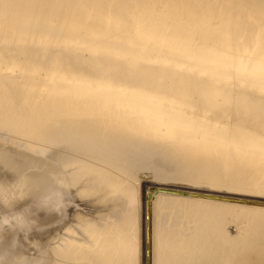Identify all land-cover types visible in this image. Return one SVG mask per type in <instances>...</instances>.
I'll list each match as a JSON object with an SVG mask.
<instances>
[{
	"label": "bare ground",
	"instance_id": "obj_1",
	"mask_svg": "<svg viewBox=\"0 0 264 264\" xmlns=\"http://www.w3.org/2000/svg\"><path fill=\"white\" fill-rule=\"evenodd\" d=\"M29 170L118 217L17 264H264V0H0V191Z\"/></svg>",
	"mask_w": 264,
	"mask_h": 264
},
{
	"label": "rangeland",
	"instance_id": "obj_2",
	"mask_svg": "<svg viewBox=\"0 0 264 264\" xmlns=\"http://www.w3.org/2000/svg\"><path fill=\"white\" fill-rule=\"evenodd\" d=\"M31 173L32 170L24 172V182H12L7 185V191H0V222H4L0 223L3 225L0 226V264H17L18 259L30 251V254L32 251L34 254V251L38 253L39 249L42 251L44 248H49L47 253L52 255V247L63 245L70 234L80 232L87 225H105L117 220L116 209L119 206L112 199L101 197L102 193L100 196V193L80 188L81 182L55 187L53 184L31 181L27 177ZM24 219L29 222L27 231L25 228L28 224ZM49 255L46 261H49Z\"/></svg>",
	"mask_w": 264,
	"mask_h": 264
}]
</instances>
